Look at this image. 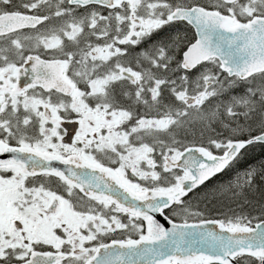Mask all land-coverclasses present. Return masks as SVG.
<instances>
[{"label": "snow or ice", "instance_id": "6c2138e0", "mask_svg": "<svg viewBox=\"0 0 264 264\" xmlns=\"http://www.w3.org/2000/svg\"><path fill=\"white\" fill-rule=\"evenodd\" d=\"M257 146L264 0H0V264H264Z\"/></svg>", "mask_w": 264, "mask_h": 264}, {"label": "trees", "instance_id": "16d2710c", "mask_svg": "<svg viewBox=\"0 0 264 264\" xmlns=\"http://www.w3.org/2000/svg\"><path fill=\"white\" fill-rule=\"evenodd\" d=\"M199 133H195V136L198 137ZM248 162L258 166L261 161H264V149H261L259 146L253 148L250 150V152L248 153L247 157L245 158ZM246 165L242 162L241 165H238V168L241 169V171L243 170V168ZM235 173H231L228 176H224L222 177L223 181H227L231 178H234ZM221 182V178H213L212 181H210L208 183V188L204 189L201 188V196L199 197V201H200V207L202 209H205L206 212L208 214H210L211 216L215 217L218 216L220 213L222 212H226L228 210L229 207L235 208L236 205L235 204H230L229 201L224 200V199H214L211 196H209V200L207 202H203V193L206 191H210L211 189H213L214 187L217 186L218 183ZM258 185L260 187H264V184H262L260 181L257 182ZM249 199L255 203L257 200L260 199V193L259 192H252L249 194ZM205 203H206V207H205ZM247 210V208H246Z\"/></svg>", "mask_w": 264, "mask_h": 264}, {"label": "water", "instance_id": "95a60500", "mask_svg": "<svg viewBox=\"0 0 264 264\" xmlns=\"http://www.w3.org/2000/svg\"><path fill=\"white\" fill-rule=\"evenodd\" d=\"M68 132L71 133L72 135L75 132V126L73 124H70L69 128H68ZM66 142L69 140L68 137L65 138Z\"/></svg>", "mask_w": 264, "mask_h": 264}, {"label": "flooded vegetation", "instance_id": "af4514ba", "mask_svg": "<svg viewBox=\"0 0 264 264\" xmlns=\"http://www.w3.org/2000/svg\"><path fill=\"white\" fill-rule=\"evenodd\" d=\"M70 124H71V123H68V124L65 125L67 131H68V128H69ZM73 135H74V134H73ZM65 138H66V137H65Z\"/></svg>", "mask_w": 264, "mask_h": 264}]
</instances>
